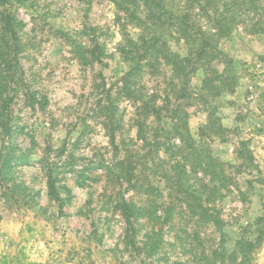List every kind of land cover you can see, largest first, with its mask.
Returning a JSON list of instances; mask_svg holds the SVG:
<instances>
[{"label": "rangeland", "instance_id": "374dc122", "mask_svg": "<svg viewBox=\"0 0 264 264\" xmlns=\"http://www.w3.org/2000/svg\"><path fill=\"white\" fill-rule=\"evenodd\" d=\"M158 1L168 12L163 24L139 0H0V72L17 86L11 102L0 100V154L9 152L0 176V264H222V246L207 241L217 232L186 208L198 201L232 240L260 235L249 264H264V30L248 31L255 20H234L227 37L212 41L230 64L217 55L180 82L159 59L136 79L158 105L186 111L198 148L222 161L220 178L168 168L192 155L181 147L169 157L180 145L175 132L163 149L140 148L135 107L123 96L110 120L95 112L122 83L119 50L128 39L167 27L170 49L185 54L188 42L222 23V0ZM177 14L187 16L180 28L169 25ZM150 120L147 136L173 129ZM48 176L57 196L47 195ZM12 180L26 190L4 198L1 185ZM214 185L220 193L207 200ZM122 198L141 208L129 221L117 206Z\"/></svg>", "mask_w": 264, "mask_h": 264}, {"label": "trees", "instance_id": "16d2710c", "mask_svg": "<svg viewBox=\"0 0 264 264\" xmlns=\"http://www.w3.org/2000/svg\"><path fill=\"white\" fill-rule=\"evenodd\" d=\"M139 2H142L143 6L147 10L153 11L148 12V14L153 16L151 18H155L156 21L162 20V24L165 23L164 21L166 20L169 21V18H165L168 12H163L166 11L165 6L162 5L159 7L158 0H139ZM240 19L244 21L246 19L255 20V23L249 25V32L258 33L263 31L264 0H222V23H218L215 27H211L207 32L202 33L203 36L205 35V37H198V40H194L192 44L191 42H188L190 44H188V52L185 54H181L177 50L170 49L167 41L163 37V35H166L164 29H167V27H163L162 31L157 34V36L149 37L147 40L146 37L141 34L137 36L136 40L128 39L127 44L122 46L119 50L123 60L127 63V70L122 75V83L117 87L116 95H114V97L110 100L107 98L106 103L100 104L99 109H97L95 112H97V115L107 112V118L110 120L114 117L115 110H117L115 104L117 98L123 96L124 98L130 100L135 107L136 137L142 142L140 148H145L146 145H150L149 149L151 150V146L155 144L156 148L163 149V146L165 148L166 145L164 138L169 137V133L173 135L175 132V134L179 137L180 145H176L177 147L173 146L174 150L171 151L169 157L176 155L178 150H181V147L192 151V155H190L191 153L187 152L185 157H183L181 160H174V166H169L168 168H183V171L179 173L183 175H185L186 172L184 168H202L205 173L210 174L212 179L217 176H222V161L213 158L198 148L197 142L191 135L185 121L187 116L186 111L182 110L179 104H176L173 106V108L158 105L156 102L155 93L152 92L151 94H146L145 92H142V89L137 87L135 84L136 79L140 77L142 72L145 71V68H153L154 65L159 64V59H163L164 62L171 66L173 77L177 78L180 82H184L186 79H188L192 73L195 72L196 66L200 64V62H204L209 59L212 61V59L217 55L223 56L226 65L230 64L231 59L228 58L222 51H220L217 46H215V44L212 46V41L214 38L218 39L220 37H227L233 30V21L235 20L238 22L241 21ZM183 23H187V16L184 14H177L173 18L171 17L169 25L172 26L176 24V26L180 28ZM141 47H143V50ZM209 50H212L211 53H209ZM11 79L12 77L9 75L2 74L0 72V100L3 104H7L8 101L11 102L13 94H10V91L17 89V86L14 83L15 81L12 82ZM181 91L185 92V87L181 88ZM182 96L183 94H181V97ZM117 117L118 116H115V119L118 123L119 118ZM150 118L151 123H156L159 126L161 125L160 127L162 128L160 129H164L162 125H172V131L168 130L167 134H161L159 132L158 136L155 132V135L152 136L145 135L147 122ZM165 120L167 122H164ZM108 129L109 131H112L111 126H109ZM5 131L6 130L2 129L3 133H5ZM154 136L157 138L153 140ZM2 148H5V146ZM150 150H148V152ZM248 151L249 150H246L245 148L242 150L243 153H248ZM190 157L194 159L192 162L190 161ZM8 164L9 152L5 151L4 153L0 154L1 177L5 178V176L8 174L7 171L9 168H6ZM163 164H165V161ZM214 168H218L219 171H216ZM54 181L55 180L52 176H48L47 195L50 197L57 196L55 195L57 189ZM1 187V194L4 196V198L5 196L7 197L9 195L8 192H15L22 189L24 191L26 190L22 181L16 182L14 180H12L9 186L1 185ZM221 188V186L214 185L207 195V200L216 198L219 195ZM186 195L191 196V193L186 192ZM117 206L119 207L120 213L122 214L125 221H129V216H131L130 213L133 212V209L134 211L141 209L139 206L137 207L136 205H129V202H127L125 198H122ZM186 208H188L192 215H195L196 212H198V214H196V221L198 223L202 222L203 224H210V226H212V228L217 232V237L210 235L207 241H210L211 243L215 241L218 246H222V264L250 263L253 252L259 246L260 235H257L256 237L240 236L238 239L232 240L224 229L223 221L219 216H217L216 213H214V210H211V208H206V206H204L201 201L194 202V204L186 202ZM229 244L231 246H227ZM155 246L156 242L154 241L150 245L149 252L153 251ZM179 264H183V262Z\"/></svg>", "mask_w": 264, "mask_h": 264}]
</instances>
